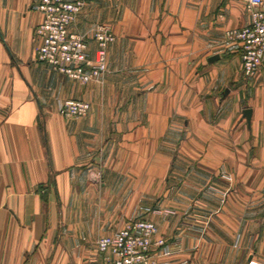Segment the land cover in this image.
<instances>
[{
    "label": "crops",
    "instance_id": "crops-1",
    "mask_svg": "<svg viewBox=\"0 0 264 264\" xmlns=\"http://www.w3.org/2000/svg\"><path fill=\"white\" fill-rule=\"evenodd\" d=\"M37 1L0 0V264H84L100 237L135 218L156 224L154 240H180L171 255L154 247L156 264H264V62L246 76L233 42L196 63L197 40H221L250 23L243 1L156 0L160 30L143 34L165 42L155 60L142 58V70L157 77L150 110L183 134L171 133L180 135L173 186L150 212L133 211L130 175L101 182L90 165L117 135L131 147L130 131L116 122L130 121L132 99L116 97L111 71L102 83H82L36 60ZM103 2H88L69 27L89 39L92 59ZM68 99L88 102L87 115L62 116Z\"/></svg>",
    "mask_w": 264,
    "mask_h": 264
},
{
    "label": "rangeland",
    "instance_id": "rangeland-1",
    "mask_svg": "<svg viewBox=\"0 0 264 264\" xmlns=\"http://www.w3.org/2000/svg\"><path fill=\"white\" fill-rule=\"evenodd\" d=\"M103 1L104 7L101 10L100 20L102 23L99 25L110 28L114 40L106 50L107 71L100 83L107 78L111 71L109 74L115 79L116 97L126 96L132 99L130 121L117 120L116 122L117 131H130L131 136L127 139L131 147H124V140L117 135L116 146L109 149L110 153L111 151L114 153L108 152L109 141H104L98 152V162L90 165L100 181L108 175H130L132 178L130 197L133 211L136 207H144V210L150 212L157 199L173 186L172 176L176 163H178L177 150L180 135H175L173 139L171 133H179L181 129V126H176L175 121H168L167 127L166 121L163 123L157 121L155 111L150 110L151 106L155 104L157 92L156 73L155 71L142 70V58L144 59L145 54H148L149 60H155L153 55L156 54L157 44L161 45L165 42L157 40L155 36L146 39L143 34L160 30L159 23L158 25L156 23L157 18L160 17L156 15L158 3L156 0ZM243 5L248 13L246 4L243 3ZM85 39L89 43V39ZM233 42L228 36L221 40H197V65L205 62L206 54L225 51V49H229L230 45H233ZM109 47L112 50L110 49L108 53ZM124 106V104H117L116 108ZM178 122L181 124L182 121ZM161 124L165 126L163 128L164 136L160 141L161 137L157 133L162 130ZM179 134L182 135L183 132ZM111 136L113 137V135Z\"/></svg>",
    "mask_w": 264,
    "mask_h": 264
},
{
    "label": "built area",
    "instance_id": "built-area-1",
    "mask_svg": "<svg viewBox=\"0 0 264 264\" xmlns=\"http://www.w3.org/2000/svg\"><path fill=\"white\" fill-rule=\"evenodd\" d=\"M92 0H38L33 8L42 13L43 19L35 29L40 40L36 60L50 65L54 70L73 80L89 83L100 82L107 71L108 45L114 40L110 28L93 27L92 39L97 45L96 57L89 56V43L84 36L71 32L70 25ZM251 15L248 25L227 31V36L239 44L243 71L255 77L264 62V0H242ZM90 110L88 102L68 99L59 109L66 118H81ZM156 224L148 219L135 218L112 236H102L97 241V255L84 264H156L152 255L154 247L163 248L171 255L180 245L176 239L168 243L164 238L154 240Z\"/></svg>",
    "mask_w": 264,
    "mask_h": 264
},
{
    "label": "water",
    "instance_id": "water-1",
    "mask_svg": "<svg viewBox=\"0 0 264 264\" xmlns=\"http://www.w3.org/2000/svg\"><path fill=\"white\" fill-rule=\"evenodd\" d=\"M218 58V56H214V57H212L211 59H210V61H214L215 59H217ZM244 115H245V117L248 119V121H250V119H251V109H246L245 111H244Z\"/></svg>",
    "mask_w": 264,
    "mask_h": 264
}]
</instances>
